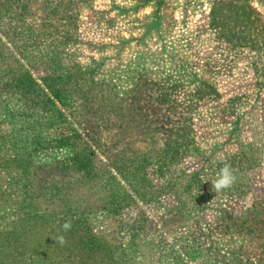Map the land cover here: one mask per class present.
<instances>
[{
    "label": "rangeland",
    "instance_id": "rangeland-1",
    "mask_svg": "<svg viewBox=\"0 0 264 264\" xmlns=\"http://www.w3.org/2000/svg\"><path fill=\"white\" fill-rule=\"evenodd\" d=\"M0 264H264V0H0Z\"/></svg>",
    "mask_w": 264,
    "mask_h": 264
},
{
    "label": "clouds",
    "instance_id": "clouds-1",
    "mask_svg": "<svg viewBox=\"0 0 264 264\" xmlns=\"http://www.w3.org/2000/svg\"><path fill=\"white\" fill-rule=\"evenodd\" d=\"M236 176L229 165H225L219 171L218 178L211 183V188L214 192H221L230 189L236 182ZM65 231L71 229V223L65 222L63 225ZM59 243H65L64 237L60 236L57 238Z\"/></svg>",
    "mask_w": 264,
    "mask_h": 264
},
{
    "label": "trees",
    "instance_id": "trees-1",
    "mask_svg": "<svg viewBox=\"0 0 264 264\" xmlns=\"http://www.w3.org/2000/svg\"><path fill=\"white\" fill-rule=\"evenodd\" d=\"M162 97H163V95L161 96V98ZM161 98L158 99L159 102H162ZM182 144H185V145H182L183 147L181 145L180 146L179 145L174 146L173 151L176 153V155H173V156L171 155L170 158H172V157L177 158L179 152L186 153V151L188 150V146L191 145V143H188L187 141H184V143H182ZM250 211H251V209L246 210L245 215L242 217H232L231 214H229L227 217L230 222H232L233 224H237L241 230L245 229L246 231L244 234H247V235L254 233V231H255V228H253V226H255V225L249 223V219L251 217V216H249ZM247 225H248V227H247ZM256 229H258V227H256ZM239 232H241V231H239Z\"/></svg>",
    "mask_w": 264,
    "mask_h": 264
}]
</instances>
